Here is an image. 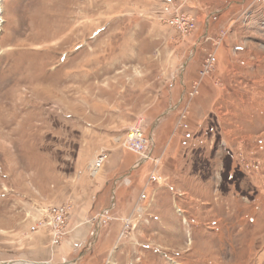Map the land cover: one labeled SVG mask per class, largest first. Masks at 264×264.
Masks as SVG:
<instances>
[{"label": "rangeland", "instance_id": "obj_1", "mask_svg": "<svg viewBox=\"0 0 264 264\" xmlns=\"http://www.w3.org/2000/svg\"><path fill=\"white\" fill-rule=\"evenodd\" d=\"M176 13L193 17L191 35L170 25ZM218 47L223 59L199 79ZM196 71L201 85L190 99ZM205 80L210 111L197 114L199 142L185 147L190 126L175 133L176 124L187 110L189 125ZM139 119L166 179L144 200L157 168L135 167L138 155L119 143ZM93 143L104 147L78 167ZM102 151L108 188L125 190L131 213L111 257L95 261V239L109 225L115 235L117 211L108 194L90 193L79 205L75 195L82 177L97 187L103 169L93 178L88 167ZM169 155L177 162L171 177L162 172ZM253 163L259 171L246 168ZM68 203L69 226L76 208L90 232L82 258L62 260L49 236L30 227L44 208ZM81 261L264 264V0H0V264Z\"/></svg>", "mask_w": 264, "mask_h": 264}, {"label": "built area", "instance_id": "obj_2", "mask_svg": "<svg viewBox=\"0 0 264 264\" xmlns=\"http://www.w3.org/2000/svg\"><path fill=\"white\" fill-rule=\"evenodd\" d=\"M174 7L171 4L166 6L167 13L172 12ZM169 23L172 27L176 28L180 34L183 36H189L196 30V23L193 17L187 16L185 14L176 13L172 17H170ZM217 63V54L216 52H212L207 54V57L203 63L202 69L199 73V79H203L209 76L214 70L215 65ZM200 80L196 81L193 84L191 91L188 96L190 99H194L199 94L200 88ZM188 111H182V114L177 121V132L178 130H187L189 125L187 123ZM122 148L129 150L130 152L138 155V161L135 167H138L146 162H153L157 169L152 170L148 176V182L144 187L143 194L140 199H147V192L152 187V184L162 185L165 183V177L159 172L158 168L161 164V159L153 158V150H154V138L151 134H146V126L144 119H139L138 123L134 125L127 135V137L122 141H119ZM107 152H100L94 160L91 161L88 167V173L91 177L95 178L99 174H101L102 169L107 161ZM240 156V155H239ZM246 168L249 171L252 169L253 171H259L260 166L259 163H253L246 165ZM73 212L72 204H58V205H50L42 210L39 216L33 219V223L30 227V231L32 234H37L41 232H45L46 235L50 238V243L52 248H58L64 241V238L69 233V221L71 218V214ZM108 212V211H106ZM106 214V213H105ZM132 221L126 220L124 226L123 236L126 231L130 228Z\"/></svg>", "mask_w": 264, "mask_h": 264}, {"label": "crops", "instance_id": "obj_3", "mask_svg": "<svg viewBox=\"0 0 264 264\" xmlns=\"http://www.w3.org/2000/svg\"><path fill=\"white\" fill-rule=\"evenodd\" d=\"M219 49H220V47L217 48V51H216L217 53H220ZM217 55H219L220 59H223L221 53L217 54ZM197 74H198L197 71L192 73L190 79H193V78L194 79L192 81L189 80V81H191L189 89L192 87L193 82L197 79ZM210 84L211 83L208 80L203 81L202 86H201V88H203V90H202L203 95L201 97H198L195 100H193V102L190 105V108H191V117L189 120L190 132H189L188 137L186 138V140L183 144V146H185V147H194L199 142V139H197L198 138L197 134L201 130L202 126L201 125L199 126V124L196 120V118H197L196 116H197V114H201L203 112L205 113V112L210 111L209 106H208V102H207V98H206V95H207L209 89L211 88ZM164 121L165 120H163L162 122H160L156 126V128L154 129V136L156 134V130L160 131V129L164 125L163 124ZM160 137H161V134H160ZM180 138H181V136H180ZM180 141L182 142V140H180ZM93 144L91 145V147L88 148L89 151L86 148H84V149L82 148L81 155L77 161L78 167H81V165H83V163L87 160V158H90L89 157L90 154L93 156V154L97 153L100 148L104 147L99 143L98 144L93 143ZM115 152H118V151L114 150L113 153H115ZM112 154H110V156ZM171 155L167 156L164 159L163 169H162L163 174H166L169 177H171V175L175 171V170L171 169V167L175 168L176 164H177V162L175 161V158ZM134 163L135 162H133L127 166H124V168L122 170H120L116 176L118 178H121L124 175H126L128 172H130L133 169ZM120 164L121 163H119V165ZM105 166H106V164H105ZM104 169H105V167H104ZM104 169L102 171V174L96 180V182L98 183L97 187L93 188L92 190H90L89 187L88 188L86 186L84 187L86 178L85 177L80 178L79 183L82 187L79 188L78 194L75 195V200L78 201L77 204L79 205L81 203V200H83V198H85V199L89 198V196L92 193H99V196H101L103 194L104 195L108 194L107 196H108L110 203H111L110 206L113 207V209L115 211H117L116 214H117V220L119 222V227L115 228V230H116L115 235L112 236L111 234H109V230L112 227L109 225L106 229L100 230L98 235H97V238L95 239V242H94L95 243V251H93V256L91 257L95 261L105 260V259L111 257L110 255L112 254L111 253L112 245L115 244V242L117 241L118 235L120 234V231H121V229H120L121 225H122L121 221L131 213V210H129L130 204L125 203V200H126L125 199V190H122L121 188H119V189H115L113 191L112 187L109 189L107 184H108V181L111 180V177L109 176L108 173L105 172ZM126 170H128V171L126 172ZM125 183L126 184H122V186L127 187L129 181H127ZM112 194H113V196L111 197ZM120 194H121V196H120ZM135 204H134V206H136ZM102 207H104V209H105L109 206H102ZM74 212H75V214H73L71 222H70V226H69V233H68L67 237L65 238V241L61 244V246L56 248V252L58 253L57 256H58V258H60L62 260L73 257L77 253H78V256L76 258H82V254L84 251L83 248L85 249L86 240L88 239L87 233L90 232L89 227L84 225L85 221L82 217V214L78 213L76 211V208H75ZM48 243H50V240L47 242V244ZM52 255H55V254H52ZM80 264H84L83 261H81ZM94 264H97V262Z\"/></svg>", "mask_w": 264, "mask_h": 264}, {"label": "bare ground", "instance_id": "obj_4", "mask_svg": "<svg viewBox=\"0 0 264 264\" xmlns=\"http://www.w3.org/2000/svg\"><path fill=\"white\" fill-rule=\"evenodd\" d=\"M204 79V78H203ZM154 143H155V141H154ZM107 157H108V155H107ZM107 162V161H106ZM106 164V163H105ZM45 264V263H44Z\"/></svg>", "mask_w": 264, "mask_h": 264}, {"label": "trees", "instance_id": "obj_5", "mask_svg": "<svg viewBox=\"0 0 264 264\" xmlns=\"http://www.w3.org/2000/svg\"><path fill=\"white\" fill-rule=\"evenodd\" d=\"M226 169H227V167H226Z\"/></svg>", "mask_w": 264, "mask_h": 264}]
</instances>
